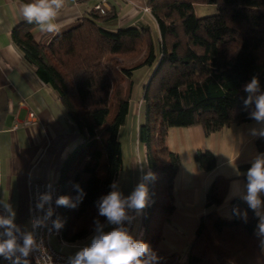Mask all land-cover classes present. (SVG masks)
<instances>
[{"label": "trees", "instance_id": "16d2710c", "mask_svg": "<svg viewBox=\"0 0 264 264\" xmlns=\"http://www.w3.org/2000/svg\"><path fill=\"white\" fill-rule=\"evenodd\" d=\"M197 3L215 4L218 12L198 16ZM147 5L157 37L148 23L107 29L100 22L117 15L97 9L48 43L36 41V26L27 21L12 31L25 59L56 90L82 135L59 171L61 196L77 202L75 208L61 206V239L81 245L94 231V221H105L96 204L112 191L123 166L119 131L130 112L132 76L149 65L154 71L143 90L146 110L139 138L155 179L147 181L150 200L140 239L157 254L159 264H264L256 234L258 217L247 202L233 199L230 219L216 209L229 188L230 178L222 174L210 183L209 210L186 259L180 252L165 254L159 249L175 208L174 180L181 165L179 154L168 144L169 130L200 125L210 134L253 120L254 105L244 107L243 88L255 76L264 91V0H147ZM255 143L264 152V136L257 135ZM194 159L205 171L217 166L210 150L198 151Z\"/></svg>", "mask_w": 264, "mask_h": 264}, {"label": "crops", "instance_id": "0c3cea01", "mask_svg": "<svg viewBox=\"0 0 264 264\" xmlns=\"http://www.w3.org/2000/svg\"><path fill=\"white\" fill-rule=\"evenodd\" d=\"M23 2L0 0V201L11 204L16 213L15 223L30 231L29 182H58L64 158L82 140V135L56 90L39 77L12 39L13 29L25 21L13 5ZM98 3L117 15L114 20L100 22L107 29L139 23H148L152 29L153 24L156 27L153 15L144 10L148 6L147 0H65L58 18L62 25L60 31L89 16ZM33 33L36 41L44 43L57 34L41 33L37 27ZM141 100L144 101L143 94L139 100L131 99L127 121L119 131L123 166L115 183L124 196L131 194L149 173L146 148L139 138L143 122L141 109L144 102ZM30 113H34V117L27 125ZM261 127L264 126L252 120L233 123L210 134H206L200 125L169 130L168 144L179 154L181 165L174 180L175 208L163 228L159 245L163 253L188 252L201 218L209 210L207 192L218 174L229 177L230 182L223 202L216 209L222 217L232 218V201L242 198L249 169L241 165L250 164L251 167L254 158L264 153L256 146L257 135H253V129ZM200 150L217 154V166L213 171L203 170L195 161V154ZM263 197L264 194L262 200ZM145 211L146 208L141 216ZM0 212H3L2 208ZM262 252L264 254V247ZM28 260L31 264V255ZM0 262H4L2 257Z\"/></svg>", "mask_w": 264, "mask_h": 264}, {"label": "clouds", "instance_id": "9594fccd", "mask_svg": "<svg viewBox=\"0 0 264 264\" xmlns=\"http://www.w3.org/2000/svg\"><path fill=\"white\" fill-rule=\"evenodd\" d=\"M19 16L31 25H35L41 33L54 34L61 30L58 18L65 7V0H29V2L13 5ZM243 91L247 93L243 98V105L248 108L254 105L250 118L257 124L264 126V91H261L259 79L255 76L248 82ZM253 135L264 136V127L253 129ZM155 174L149 172L128 196H124L114 182L112 191L97 201L98 215L105 217L109 225L114 227L105 231V225L95 220L94 234L90 243L69 257L67 264H159L160 258L142 240H137L130 234L125 222L131 224L148 205L150 200L146 181L154 180ZM245 192L242 196L248 206L258 217L256 234L264 247V153L258 154L246 173ZM82 194V189L80 190ZM82 199V195H81ZM52 196L50 192L40 194L37 209L45 210L43 218H34L33 228L43 226L53 215L51 208ZM57 206L75 208L74 202L68 196H60L56 200ZM0 257L9 264H30V253L39 248L32 231L24 230L15 223L16 213L7 201H0ZM246 218V213L244 214ZM53 227L59 230L63 222L57 217L52 221Z\"/></svg>", "mask_w": 264, "mask_h": 264}, {"label": "built area", "instance_id": "2783aa9c", "mask_svg": "<svg viewBox=\"0 0 264 264\" xmlns=\"http://www.w3.org/2000/svg\"><path fill=\"white\" fill-rule=\"evenodd\" d=\"M95 9L99 10L101 13H106L107 10L105 7L98 3L95 6ZM145 9V7H144ZM146 10V9H145ZM147 11V10H146ZM150 11V10H149ZM30 117L26 121V124H30V120L34 117V113H30ZM50 192L52 196L51 200V208L53 210V215L50 219H47L43 226L33 228L32 221L34 218H43L45 215V211L48 209L49 205H45V210L37 209L36 205L38 202V197L40 194ZM61 196V187L56 181H30L29 182V199H28V212L31 222L30 231L33 232L35 240L39 245V248L30 253L32 257L31 264H67L69 257L74 256L72 254H67L55 249L52 245L50 238L52 236H56L58 238L62 237V228L56 230L53 227L52 221L56 220L57 217L62 221L61 218V206L56 205V200ZM135 216V213H131ZM125 226L129 228V232L133 237L137 240L140 239L139 234H135L133 232L135 226V219L128 224L125 222ZM114 226L110 228L112 230ZM109 230V231H110ZM86 245H78V250ZM0 264H9L8 261L4 260V262H0ZM231 264V263H228Z\"/></svg>", "mask_w": 264, "mask_h": 264}, {"label": "rangeland", "instance_id": "374dc122", "mask_svg": "<svg viewBox=\"0 0 264 264\" xmlns=\"http://www.w3.org/2000/svg\"><path fill=\"white\" fill-rule=\"evenodd\" d=\"M145 9L147 11H149L150 7L149 6H145ZM195 10H196V13H197L198 16H205V15H210V14H214V13L218 12L217 6L215 4H210V3H197L196 7H195ZM111 20H114V19H111ZM152 32H153V35L155 37H157V31H156L155 24H153ZM156 42H157V48H158V51H159L158 38H156ZM109 57H110V59H112V60L114 59L113 61H115V58L113 56H109ZM153 71H154V67L149 66V65L141 66V67L137 68L134 71L133 76H132V80L134 81V87H133V93H132L133 101H136V100H139V99L142 98L143 88H144L145 84L148 82V80L150 79V76L153 73ZM142 102H144V101H142ZM145 110H146V103L144 102L143 105H142V109H141V113H142L141 117H142L143 121L145 119ZM113 111H114V108H113ZM215 155L217 157L216 153H215ZM141 219H142L141 213L139 215H136L135 226H134V230H133V232L135 234H139L140 235V233H141V226H140L141 225L140 224L141 223ZM102 224L105 225V231H109L110 228L112 227V225L110 226L107 223L106 219H105V221ZM93 234H94V231L92 233H90L81 243L83 245L89 244L90 243V239H91ZM50 241H51L52 245L55 247V249H57L58 251L67 253V254H74L76 249H78V245L75 246V245L68 244V243L64 242L61 238H58L56 236H52L50 238ZM182 256H183V259H186L187 252H184L182 254ZM231 264H233V263H231Z\"/></svg>", "mask_w": 264, "mask_h": 264}]
</instances>
